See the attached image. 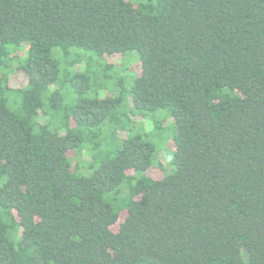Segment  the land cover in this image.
Instances as JSON below:
<instances>
[{"label": "trees", "instance_id": "1", "mask_svg": "<svg viewBox=\"0 0 264 264\" xmlns=\"http://www.w3.org/2000/svg\"><path fill=\"white\" fill-rule=\"evenodd\" d=\"M0 264H264V0H0Z\"/></svg>", "mask_w": 264, "mask_h": 264}, {"label": "rangeland", "instance_id": "2", "mask_svg": "<svg viewBox=\"0 0 264 264\" xmlns=\"http://www.w3.org/2000/svg\"><path fill=\"white\" fill-rule=\"evenodd\" d=\"M78 51H81V52H86V51H83V50H78ZM59 51L58 50H56V53H58ZM133 54H135V53H133ZM136 55V54H135ZM119 61V60H118ZM137 59H126L125 60V63H124V66H122V68H121V63H119L118 64V66H116V69H115V71L112 73V76L113 75H115L116 73H119L120 75H121V77H125L124 78V80L125 81H128V83L130 82V85H131V83L133 82V80H134V78H135V73L136 74H138V69H136L134 66L136 65V64H138L137 63ZM94 68H96V67H94ZM16 79V78H15ZM112 82H114V80H112L111 81V86H112ZM129 85V86H130ZM128 86V87H129ZM113 87V86H112ZM119 88V87H118ZM109 93L111 94V95H115V91H114V89L110 92L109 91ZM159 115H166L164 112H162V113H159ZM166 118V117H165ZM164 118V119H165ZM139 120H142L141 118H139ZM165 124H164V128H166L167 126H170V124H172L171 123V121L170 120H165V122H164ZM147 124H149V123H147ZM173 131H174V133H173ZM173 134H175V128L174 129H172V131H167L166 132V136H164V141L162 142V148H161V152H162V154H161V157H160V160L162 161V164H165L166 166H169V159H171L172 157H173V154H174V145H173ZM117 137L118 138H120V139H122L123 138V134H122V132H118V134H117ZM170 140V141H169ZM160 149V148H159ZM87 151V150H86ZM85 154H88L87 152H85ZM77 159V158H76ZM76 161V160H75ZM87 161H88V159H87ZM74 165H76V163L74 162ZM73 165V166H74ZM171 168V167H170ZM170 168H168V169H170ZM167 169V170H168ZM172 170V168L170 169V171ZM78 171H79V173H82V174H89V173H91V171H92V168L91 167H85V166H79V168H78ZM169 172V171H168ZM153 177H156V178H158V176H156L154 173H153V175H152Z\"/></svg>", "mask_w": 264, "mask_h": 264}]
</instances>
